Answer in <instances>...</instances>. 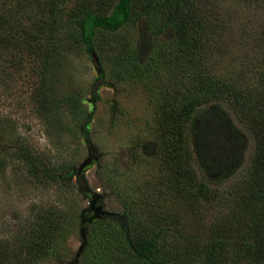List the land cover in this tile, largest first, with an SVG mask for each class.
Wrapping results in <instances>:
<instances>
[{"label": "rangeland", "instance_id": "1", "mask_svg": "<svg viewBox=\"0 0 264 264\" xmlns=\"http://www.w3.org/2000/svg\"><path fill=\"white\" fill-rule=\"evenodd\" d=\"M115 1L58 4L60 25L49 40L56 45L52 78L45 70L29 74L26 62L15 65L18 56L0 49V244L19 252L21 259L30 224L45 219L60 226L54 235L60 245L57 258L46 257L39 264H69L82 242L78 231L83 227L85 243L77 264L89 224L100 217L82 223L79 215L83 209L84 218L92 214L87 208L96 193L94 206L109 215L119 216L122 202L131 201L137 208L146 207L154 222L189 235L165 232L163 251L201 264L210 231L229 214L231 219L240 216L242 196L255 173L250 168L254 141L231 113L219 117L212 107L194 124L193 159H182L181 180H170L164 164L166 145L160 141L171 138V129L157 126L155 102L163 99L169 106H180L202 89L197 77L172 61L177 55L172 33L155 32L156 21L141 10L144 0L135 1L129 21L120 28L95 31L96 64L73 42L69 14L74 8L83 4L88 11L107 14ZM194 1L203 21L196 70L213 80L240 76L252 82L264 64V0ZM132 57L150 64L148 77L134 73ZM40 75L51 90L48 96L64 99L61 105L48 103L46 114L36 110L31 97ZM69 98L76 102L72 110ZM200 100V106L209 107L210 102ZM90 110L86 139L80 124ZM185 128L184 121L177 141ZM23 150L27 158L21 156ZM177 152L182 158L183 152ZM28 159L39 161L38 169L54 178L44 179L41 172L30 175ZM204 182L210 191L207 200L197 190ZM122 257L116 255L115 260Z\"/></svg>", "mask_w": 264, "mask_h": 264}, {"label": "trees", "instance_id": "2", "mask_svg": "<svg viewBox=\"0 0 264 264\" xmlns=\"http://www.w3.org/2000/svg\"><path fill=\"white\" fill-rule=\"evenodd\" d=\"M62 1L0 0V49H10L13 55L18 56L13 61L15 65L26 62L24 64L27 67L24 69L29 74L45 70L49 72L50 78L53 77L55 70L52 72L50 67L54 64L52 58L56 54V45L49 40H52L59 28L58 12L61 8L58 10L57 7ZM135 1L116 0L107 14L88 11L83 4L78 5L69 14L73 42L81 45L98 62L93 41L95 31H114L123 26L130 19ZM141 10L156 21L155 32L159 34L165 29L171 31L177 54L172 61L181 65L190 77H197L199 89H202L193 97L189 96L180 106H169V101L163 99L155 102L157 126L162 131L171 129V138L160 141L166 145L164 164L166 170L170 171V180H181L182 161L193 159L191 132L194 124L212 107L219 117L225 118L228 112L231 113L249 130L254 141L250 168L255 173L242 196L244 206L240 216L231 219L232 215L229 214L218 227L210 231L203 246L201 264H264V64L252 82L240 76L224 79L216 76L215 80L201 76L199 70H196L199 64L195 52L200 48L199 33L203 21L195 1L144 0ZM129 62L134 73L142 78L148 77V62L139 64L134 57ZM43 79L44 75H40V81L34 86L31 97L36 103V110L46 114L49 112V104L61 105L64 99L50 98L48 94L51 90L45 87ZM200 98L203 103L210 102L209 107L200 106ZM66 101L72 110L76 102L72 98ZM91 116L92 110L85 114L80 124V130L86 139V125ZM184 121L186 132L182 139L179 138L181 146L176 137L181 135L180 129ZM178 149L183 152L182 158L178 155ZM22 153L21 156L27 158V152L23 150ZM28 162L30 175H39L41 172L44 179L54 178V174L48 173L44 168L38 169L39 161L32 162L28 159ZM72 175L79 180L75 173ZM79 189L81 190L80 187ZM197 190L199 196L207 200L210 195L207 183L199 184ZM224 201L227 204L230 202L228 199ZM122 204L123 211L119 216H100L89 224L88 240L77 264H193V259L175 251L169 257L161 244L163 234L167 231L182 238L189 235L180 234L174 228H165L154 222L147 214L146 207L137 208L131 201H123ZM34 221L30 224V234L23 242L22 258L19 259V252L14 253L6 244H0V264H39L46 257H58L60 243L54 235L60 226L45 219ZM119 254L123 255L121 261L115 260V256Z\"/></svg>", "mask_w": 264, "mask_h": 264}, {"label": "water", "instance_id": "3", "mask_svg": "<svg viewBox=\"0 0 264 264\" xmlns=\"http://www.w3.org/2000/svg\"><path fill=\"white\" fill-rule=\"evenodd\" d=\"M92 58H93V57H92ZM93 61H94V63L96 64V59H95V58H93ZM82 165H83V164H82ZM91 197H92V198H91V200H90V202H89V206H88L87 209L91 210V211H92V214H91L88 218H84L83 213H84V211H85L86 209H85V210H84V209L81 210L80 215H79V218H80V220H81L82 223H84V222H90L92 219H94V218H96V217H99V216H102V215H109V214H110L109 212H107V211H105V210H102L100 206H94V203H95L96 200L99 198V195H98V194H96V193H92ZM78 233H79V235H80V237H81V239H82V242H81L80 246L78 247V250H77V252H76V254H75V257L73 258V260H72L69 264H74V263L76 262L77 257L79 256L80 251H81V249H82V246H83L84 243H85L84 228L81 227V228L79 229Z\"/></svg>", "mask_w": 264, "mask_h": 264}]
</instances>
